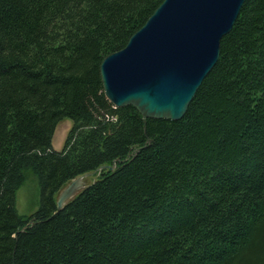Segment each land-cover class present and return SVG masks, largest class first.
I'll return each instance as SVG.
<instances>
[{"label":"trees","instance_id":"trees-1","mask_svg":"<svg viewBox=\"0 0 264 264\" xmlns=\"http://www.w3.org/2000/svg\"><path fill=\"white\" fill-rule=\"evenodd\" d=\"M161 2L0 0V264H264V0L243 2L185 114L144 121L99 65ZM27 169L40 203L21 215Z\"/></svg>","mask_w":264,"mask_h":264},{"label":"water","instance_id":"water-1","mask_svg":"<svg viewBox=\"0 0 264 264\" xmlns=\"http://www.w3.org/2000/svg\"><path fill=\"white\" fill-rule=\"evenodd\" d=\"M244 1L162 0L123 48L101 60L106 98L115 107L134 106L144 121L180 119L215 65L220 40L231 30ZM90 172L70 179L58 190L57 210L89 184L85 177Z\"/></svg>","mask_w":264,"mask_h":264},{"label":"rangeland","instance_id":"rangeland-1","mask_svg":"<svg viewBox=\"0 0 264 264\" xmlns=\"http://www.w3.org/2000/svg\"><path fill=\"white\" fill-rule=\"evenodd\" d=\"M72 125L70 118L61 120L53 133L52 146L59 150L63 145L66 134ZM96 177V172H90L85 180L90 183ZM40 203V187L36 175L30 170L25 171V179L16 191V208L21 215H30L39 206Z\"/></svg>","mask_w":264,"mask_h":264},{"label":"bare ground","instance_id":"bare-ground-1","mask_svg":"<svg viewBox=\"0 0 264 264\" xmlns=\"http://www.w3.org/2000/svg\"><path fill=\"white\" fill-rule=\"evenodd\" d=\"M24 180V179H23Z\"/></svg>","mask_w":264,"mask_h":264}]
</instances>
